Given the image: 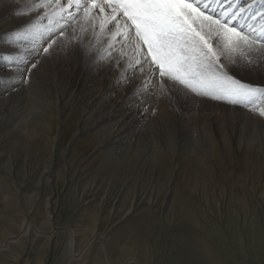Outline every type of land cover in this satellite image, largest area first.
<instances>
[{
  "label": "rangeland",
  "instance_id": "rangeland-1",
  "mask_svg": "<svg viewBox=\"0 0 264 264\" xmlns=\"http://www.w3.org/2000/svg\"><path fill=\"white\" fill-rule=\"evenodd\" d=\"M37 2L0 0V27L16 21L17 13H30L28 5ZM83 12L82 8L81 16ZM95 14L92 10L88 17ZM87 20L84 17L77 30L72 24L62 35L57 31L51 39H41L39 48L45 43L55 46L46 55L45 46L41 49L42 56L49 55L45 73H50L42 83L46 89L32 96L35 102L29 103L30 95L17 100V130L11 126L7 132L6 123L0 124V242L18 234L14 225L24 220L38 228L0 249V264H264V139L242 134L223 120L221 107L233 104L213 98L182 99L183 92L176 90L165 96L160 88L156 97L152 82L145 81V101L137 113L143 126L113 149L118 138L111 134L113 117L104 121L99 117L109 114L105 107L111 101L125 97L127 85L104 95L102 81L108 74L96 58L86 54L91 57L84 62L80 41L74 49L65 47ZM47 21L42 20L40 27H48ZM112 30L98 25L94 43L109 44L113 37L106 34ZM135 70V76L124 71L127 80H138L142 71ZM1 71L12 72L4 64ZM87 72L98 75L92 91L82 83ZM55 82L62 83L67 99ZM24 86L13 89L25 95ZM89 90L95 99L87 95L86 100H74L73 95L83 99ZM95 104L105 112L90 118L87 114ZM194 135L200 136V146L193 145ZM168 138L174 141L167 144ZM156 141L160 154L152 151ZM92 235L95 240L83 247ZM71 241L81 258L71 254Z\"/></svg>",
  "mask_w": 264,
  "mask_h": 264
},
{
  "label": "snow or ice",
  "instance_id": "snow-or-ice-1",
  "mask_svg": "<svg viewBox=\"0 0 264 264\" xmlns=\"http://www.w3.org/2000/svg\"><path fill=\"white\" fill-rule=\"evenodd\" d=\"M81 8L86 18L93 9H111L112 15L101 22V29L116 27L108 48L119 42L117 36L125 42L134 36L133 54L139 58L127 66L135 71L148 64L150 88L158 85L165 94L176 90L188 98L251 105L264 116V0H68L67 8L59 0H39L28 5L24 22L5 34L9 48L0 60L15 79L30 82L41 55L37 42L56 35L51 23L57 17L74 19ZM45 19L49 26L41 28ZM63 31L61 26V35ZM29 38L32 49H23ZM51 47L43 48V54ZM125 79L122 74L114 83Z\"/></svg>",
  "mask_w": 264,
  "mask_h": 264
},
{
  "label": "bare ground",
  "instance_id": "bare-ground-1",
  "mask_svg": "<svg viewBox=\"0 0 264 264\" xmlns=\"http://www.w3.org/2000/svg\"><path fill=\"white\" fill-rule=\"evenodd\" d=\"M8 1V0H7ZM14 1V0H13ZM83 2V0H82ZM98 3L101 2V0H97ZM12 3V2H11ZM59 3L64 7V8H67L68 7V0H66L65 3H61L59 1ZM3 5V3H2ZM1 6V5H0ZM81 9H79V15H75V18L72 19V18H64L65 20H68V22L66 21H61V19L59 17H57L51 24L52 28H55L57 29V31L59 32V28L61 26H63V29L64 30H68V29H71V25L73 24V27L75 28V30H77V24H80V22H82V20L84 19L85 17V14L83 16H81ZM43 11V10H42ZM73 11V14H75L77 12V9L73 8L72 9ZM94 12H96V14L94 15V17H88V20L83 24L81 25V30L82 32H77L75 31L73 33V39H75V41H72V42H69V43H66L65 44V47L67 49H74L73 48V45L75 46H78V42L79 44L82 45V51H84V62H87L89 60V55H93L94 56V59L96 58V61L97 63L103 67V71H106V74H108V76L106 77V79H103V89H102V93L105 95H109V93L115 91V90H118V87L122 86L121 84H117V83H114V81L118 80L119 77L123 74L125 76V72H129L132 76H135V73L137 74L138 71H133V68L132 67H128V63L131 62L134 64V60L135 59H138L139 57L136 56L134 57V54H133V45H134V36L129 38L126 42L123 40V38L119 37L120 40H118L119 42L115 44V46L109 50L108 48V45L109 44H100V45H97L96 43H94L93 41V37L95 36V33H96V27L98 25H101V22L106 20L108 17H110L112 15V12H111V9L110 8H105L104 9V12H101L99 8H96V9H93ZM84 13V12H83ZM93 13V12H92ZM20 17L18 19H16V21L12 20L9 21L7 24L4 23V25H1L0 27V53H3L5 51H7V49L9 48V44L7 43V38H6V33H8L9 31L13 30L17 25H20L24 22V18L28 15H30V13H26V12H20ZM16 16V15H15ZM92 16V15H91ZM63 19V20H64ZM122 23V22H121ZM47 24H49V21H47ZM70 26V27H69ZM107 26H110L111 28H113V30L111 32H115L116 31V27L115 25H112V24H108ZM110 29V28H109ZM110 31V30H109ZM72 32V31H71ZM106 32V30H105ZM80 35H79V34ZM108 33V32H107ZM113 33H109V34H106L108 35L109 37L112 36ZM3 34V35H2ZM82 34V35H81ZM104 34V33H103ZM82 36V39L79 40V37ZM81 38V37H80ZM108 38V37H107ZM68 40V39H67ZM106 40V39H105ZM104 40V41H105ZM41 39L37 42V43H40ZM103 41V42H104ZM46 42H48V39H46ZM56 42V41H55ZM68 42V41H67ZM75 42V44H74ZM102 42V43H103ZM44 44V43H43ZM56 44V43H55ZM59 44V43H58ZM72 44V45H71ZM99 44V43H98ZM123 44V48L121 47V45ZM57 45V44H56ZM47 47L46 46V43L40 47V49H42L43 47ZM21 47L23 49H26V50H31L32 47H33V41L31 40V38H29L28 40H25ZM55 46H52L51 47V50L50 52H52V50L54 49ZM55 50V49H54ZM77 52V48L75 49ZM121 51H123L124 53V56L122 57L120 54H121ZM86 54H89L88 56H86ZM49 56V55H48ZM48 56H42V54L39 56V61L37 63V68L33 70V73L31 75V79H30V82L28 83H21L19 80L15 79V75L13 72H10V73H3V71H1V65L4 64V61L3 60H0V96H2L3 99H1L0 101V124L2 123H6V127L4 128L5 131L7 130V132H11L13 129L10 128L11 126H13L14 128H16L17 126H20V121H18L19 119L17 118L18 117V110L20 111V105H19V101L17 100H26V98L30 95V101L29 103H32V102H35V101H32L33 99V95L35 96H39V95H42V92L44 91V85L42 84L43 83V79L46 78L44 77V75L46 74L45 72H47V69L49 68V64H48V61H47V57ZM118 61V63H116L115 65L113 64V62H116ZM85 64V63H84ZM58 65V64H57ZM5 66V64H4ZM56 66V65H55ZM65 67V66H64ZM99 67V66H98ZM76 68V64L74 65V69ZM111 69H114L116 70L115 73H112V70ZM138 69V68H137ZM51 70V69H50ZM91 70V69H90ZM144 70V72H143ZM140 71H142V73L140 72V74H138L137 78L138 80L134 79L135 82L133 81H129L127 79L124 80V82L122 84H125L127 86L124 87V91L126 92L124 95L125 97L121 96L119 98H116L114 99L112 102V104H108L109 106L108 107H105L106 109L108 108V112L109 114H105V115H100L99 119H103L104 117H108V116H112V120H113V124H111V128H112V132L111 134L112 135H115L118 136V138H114V145H111V147L114 149V148H118V143H122V139L125 138L126 136H128L129 134H131L132 132H135V130H139L140 127L143 126V121L139 120L138 119V110H139V107L141 106V104L144 103L145 101V98H144V91L142 89L143 87V84L145 81H150L152 82V79H151V73H150V69H149V65L148 64H144L142 68H140ZM54 72V71H53ZM94 72V71H93ZM48 73H50V71L48 70ZM47 73V74H48ZM63 73V72H62ZM46 74V75H47ZM52 74V73H51ZM49 74V75H51ZM54 74V73H53ZM115 74H118V77L115 76ZM72 75H73V72H72ZM100 75L102 76L101 72H100ZM127 75V74H126ZM129 75V76H131ZM98 75L96 74H90V72H87L85 76H83V79H82V83L84 86H86L87 88L89 86H92V82L93 80H95V77H97ZM48 77V76H47ZM51 77V76H50ZM53 77V75H52ZM56 77V76H55ZM54 77V78H55ZM104 77V76H103ZM52 79V78H51ZM102 79V78H101ZM61 80V79H60ZM131 80V79H130ZM133 80V79H132ZM45 82V80H44ZM62 82V81H61ZM128 82H129V85H128ZM140 82V83H138ZM40 84V85H37V84ZM46 83V82H45ZM51 84V82H49ZM66 83V82H65ZM3 84V85H1ZM101 84V83H100ZM135 84L137 87L134 89L132 87V85ZM147 84V83H145ZM17 85H25L24 88H25V92L27 94H23L20 92H17L15 93V91L17 90H14L13 88ZM49 85V84H48ZM53 85L56 87V89L58 90L56 92H58L61 97H65L67 92L65 90V88L62 86V83H59V82H55L53 83ZM94 85V84H93ZM102 85V84H101ZM52 86V85H50ZM73 86V85H72ZM69 87V86H68ZM100 87V86H99ZM93 88L90 87V89ZM156 92H155V95L157 97V95L159 96V86H154ZM19 89V88H18ZM22 89V88H21ZM49 89V88H48ZM55 89V90H56ZM69 90V89H67ZM93 89H91L92 91ZM98 90V89H96ZM154 90V91H155ZM24 91V90H23ZM70 91V90H69ZM74 91V90H73ZM101 91V90H99ZM98 91V92H99ZM147 91V90H146ZM13 92V93H12ZM95 92V91H94ZM153 92V91H152ZM177 92V91H176ZM90 92V90L88 91V93H86V96L83 98V99H79V97H74L73 95V98L75 101H82V100H86L87 97H89L90 95H92L91 99H95V97L93 96V94ZM174 93V92H173ZM5 94V95H4ZM72 94V93H71ZM153 94V93H152ZM165 94V93H164ZM168 94V93H167ZM167 94L165 96H167ZM176 94V93H175ZM177 94H182V91H179ZM89 95V96H87ZM97 95V94H96ZM103 95V96H104ZM116 95V94H115ZM119 95V94H118ZM117 95V97H118ZM171 95V94H170ZM184 95V94H183ZM59 96V95H58ZM70 95L68 94V100H70ZM79 96V95H78ZM108 96V97H109ZM172 96V95H171ZM99 97V96H98ZM113 97V96H112ZM185 97L184 96H181V98L183 99ZM66 98V97H65ZM72 98V97H71ZM103 98V97H102ZM107 98V97H106ZM105 98V99H106ZM153 98V97H152ZM63 99V98H62ZM61 99V100H62ZM67 99V98H66ZM101 99V98H100ZM150 99V98H149ZM178 99V98H177ZM65 100V99H64ZM63 100V101H64ZM67 100V102H68ZM110 100V98L108 99ZM155 100V98H154ZM159 100V99H158ZM89 101V100H88ZM178 101V100H177ZM57 102V101H56ZM93 102V101H92ZM99 102V100H98ZM109 102V101H108ZM152 102V101H151ZM168 102V100H167ZM171 102V101H170ZM195 102V101H194ZM227 102V101H226ZM42 103V102H41ZM63 103H66V102H63ZM74 103V102H73ZM89 103V102H88ZM97 103V102H96ZM229 103V102H228ZM57 104V103H56ZM79 104V103H78ZM98 104V103H97ZM106 104V103H105ZM147 104V103H145ZM144 104V105H145ZM159 104V103H158ZM231 104V103H230ZM96 105V104H95ZM203 105V104H202ZM80 106V105H79ZM97 107L94 108V109H91L90 110V113L89 115L87 114L88 117L92 118L94 117L95 115H98V113H100L101 111H104L105 108L101 105H96ZM167 106V105H166ZM201 106V105H200ZM218 106V105H217ZM228 104H223V106L221 107V117L223 118V120H227L229 123H232L233 126H237L238 129H240V131H242V134L243 133H251L253 135H255L257 138L258 137H261L262 139H264V116H261L260 114L257 113V111H253L252 110V106L249 105L247 107H244V106H239V105H232V107ZM24 107V106H23ZM22 107V109H23ZM33 107V106H32ZM31 107V108H32ZM58 107V106H57ZM95 107V106H94ZM146 107V105H145ZM93 108V107H92ZM104 108V109H103ZM35 109V107L33 108ZM143 109V107H142ZM146 109V108H145ZM60 111V110H59ZM87 111V110H86ZM220 111V110H219ZM58 112V111H56ZM105 112V111H104ZM58 114V113H57ZM103 114V112H102ZM20 116V115H19ZM86 116V115H85ZM141 116V115H140ZM21 119V117H20ZM98 119V118H97ZM220 119V118H219ZM104 121V119H103ZM115 121V122H114ZM226 121V122H227ZM107 122V121H106ZM223 123V121H221ZM22 123L23 120H22ZM105 123V122H104ZM220 123V122H219ZM109 124V123H108ZM194 124V123H193ZM192 124V125H193ZM204 124V123H203ZM224 124V123H223ZM222 124V125H223ZM231 125V124H230ZM104 126V125H103ZM195 126V125H194ZM199 127V126H198ZM204 127H207L204 126ZM224 127H225V124H224ZM24 130L26 129L24 125H21V127L19 129H23ZM110 128V127H109ZM28 129V128H27ZM33 129V128H32ZM108 129V127H107ZM207 129V128H206ZM226 129V128H225ZM1 130H2V127L0 126V134H1ZM17 130V128H16ZM20 130V131H21ZM236 130V129H235ZM19 131V132H20ZM111 131V129H110ZM195 131V130H194ZM22 132V131H21ZM20 132V133H21ZM26 132V130H25ZM198 132V131H197ZM110 133V132H109ZM239 133V132H238ZM4 134H6V132H4ZM12 134V133H11ZM14 134V133H13ZM13 134L11 136H13ZM108 134V133H107ZM241 134V132H240ZM250 134V136H251ZM10 135V134H9ZM16 135V133L14 134ZM228 135V134H227ZM30 136H31V133H30ZM211 136V135H210ZM206 137V136H205ZM208 137V135H207ZM224 137V136H223ZM249 137V136H247ZM25 138V137H24ZM200 138V136H199ZM197 138V135H194L193 137V145L195 146H200V143L198 142V139ZM212 138V137H211ZM132 139V138H131ZM230 139V138H229ZM241 139V138H240ZM244 139V138H243ZM29 140V139H28ZM123 140H126V139H123ZM173 140V138L166 140L167 144L168 142ZM200 140V139H199ZM238 140V139H237ZM25 141V140H24ZM31 141V139H30ZM29 141V142H30ZM117 141H120L117 143ZM211 141V139H210ZM215 141V140H214ZM260 141V140H259ZM25 143V142H23ZM116 143V144H115ZM223 143V142H222ZM225 143V142H224ZM250 143V142H249ZM192 143L190 142L189 143V146L191 145ZM208 144V143H207ZM214 144V143H213ZM253 144V143H252ZM21 145V144H20ZM240 145V144H238ZM22 146V145H21ZM24 146V145H23ZM129 146V145H128ZM167 146V145H165ZM202 146V145H201ZM211 146V145H210ZM154 149L152 150L153 152H157L160 154V152L162 151L161 150V146L160 144H158V142L156 141V144H154ZM209 147V146H208ZM253 147V146H252ZM111 148V149H112ZM127 148V147H126ZM153 148V147H152ZM193 148V147H192ZM197 147H195L196 149ZM18 149V148H17ZM131 149V148H130ZM139 149V148H137ZM136 149V150H137ZM188 149V148H187ZM125 152L124 153H127L128 148L127 149H124ZM204 150V149H203ZM123 152V151H122ZM139 152V151H138ZM141 153H145V151H141ZM128 154V153H127ZM135 154H137V152L135 151ZM153 154V153H152ZM134 155V154H133ZM138 155V154H137ZM145 155V154H143ZM156 159V158H155ZM197 161V159H196ZM198 162V161H197ZM46 173H48V170L45 171ZM47 219V217H46ZM45 219L44 222H47V220ZM14 227L18 230V234H15V235H10L8 237V239H6L4 242H0V249H3V248H6V247H9L10 244L16 242V240H19L21 237H25L27 234L30 233V231H34V232H38V228L36 226H34L32 223H29V222H26L25 220L20 222L19 224L17 225H14ZM52 234V233H51ZM96 236L95 235H92L91 238H86L88 239L83 247L85 248H88L91 243L95 240ZM73 240V239H72ZM70 246H71V254L75 255V256H78V258H81L80 256V252L79 250L77 251V253L75 252V245H74V242L71 241L70 243Z\"/></svg>",
  "mask_w": 264,
  "mask_h": 264
}]
</instances>
